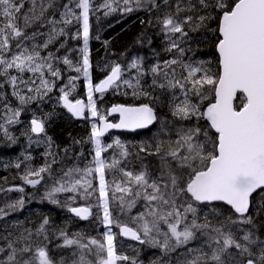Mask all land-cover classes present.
<instances>
[{"label": "snow or ice", "instance_id": "6c2138e0", "mask_svg": "<svg viewBox=\"0 0 264 264\" xmlns=\"http://www.w3.org/2000/svg\"><path fill=\"white\" fill-rule=\"evenodd\" d=\"M29 2L31 8L23 13L25 27L35 20L42 19L47 8L52 6L51 0H47V3L45 0H29ZM134 2L136 8L146 5L157 7L155 0H134ZM24 3L25 0H0V17L3 18L0 26V77H3L0 89L8 85L11 88V95L20 105L42 98L55 86V80L61 78V70L55 66V62L62 60L70 69L74 68L77 73H82L87 81V103L81 99H75L74 102L70 100L71 90L74 88L66 90L68 86H65L60 89L63 106L75 117H83L87 110L93 118L89 139L95 146V167L68 169L56 181V186L48 193V198L53 203H57L54 195L67 192L74 194L70 197L73 201L77 196L89 199L97 191L93 187L92 180L88 178L95 173L99 177L97 200L99 208L102 209L101 223L106 227L115 223L121 235L137 240L141 244L147 242L166 250H170L172 239L175 243L171 245V249H175L195 239L196 232L199 231L201 235L207 237V246L212 249L211 256L201 252V255L196 256L188 264H201V261L203 264H264V240H260L251 228L247 230L238 228V231H243L239 239L230 229L227 232L223 230L228 224L252 225V217L246 215L250 208V197L258 190L264 192V0H197L200 8L213 9L219 14L218 28L212 30L218 33L215 44L218 52L216 72L204 67L203 62L200 66H193L190 63L183 64L176 59L164 61L163 66L156 64L149 69L153 75V86L157 85L156 77L162 75L166 83H159V88L179 89L183 93L182 100L170 105L172 116L180 121L194 120L196 123L183 129L176 141L169 142L167 151L161 156L162 168L166 169V172L161 173L159 182L157 180L150 182L144 171L134 174L132 171L119 169L125 179L112 182L114 188L111 189L113 193L111 199L119 202L120 214L131 212L138 200L145 201V210L131 217L132 222L138 224V228L113 219L105 168H117L120 161L113 160L108 165L101 158L103 152L113 147L112 144H102L101 137L109 129L146 128L157 117L153 108L147 103L139 106L118 104L108 111V115L119 113V122L112 123L108 121L107 115L102 114L97 108L93 96L94 93L103 94L110 88H118L120 83L133 87L134 96L149 94L142 89L137 91L132 81L122 80L124 69L118 63L111 66L105 79L93 85L88 48L90 0H68L60 13L61 19L57 21L52 18L47 21L51 28L45 42L42 45H34L31 50L24 47L19 40L24 34L17 21ZM73 3L75 8L80 10L78 14L71 7ZM116 3L117 0H104L100 7L107 9L105 15H108L117 10L113 7ZM131 3L132 0H123V11L135 10L130 6ZM196 7L197 5L192 4L191 0L184 8L177 4L176 14L181 11L194 12ZM215 18L207 14L186 15L183 19H177L176 15L168 14L161 21L162 30L173 35L178 33L183 38L188 35L185 25H188L190 30L196 31L205 27L207 20ZM74 21L82 24V30H78L72 37L79 39L82 36L83 47L79 50L82 53L80 63L73 65L67 56L58 57L51 51L42 55L41 50L48 49L49 45L55 43L59 37L67 35L65 29ZM58 24L64 27L57 28ZM24 39L28 37L24 36ZM13 40L17 41L16 47L20 51L13 53L9 58L6 53L10 51ZM63 47L64 44H60L56 52ZM172 49H177L181 54L185 51L175 40L171 42L168 50ZM178 63L186 72V75L182 74L180 78L176 77L175 69L172 67ZM127 67L136 70V85H139L140 78L147 74L141 60L134 58ZM12 69L15 70L16 75L10 73L9 70ZM26 72L31 73L35 79L31 77L25 79L23 74ZM75 79L70 77V84ZM237 93L241 94V102L239 105H234ZM6 95L0 92V98H6ZM192 97H196L198 102H194ZM206 100L208 103L204 106L203 102ZM4 108L10 113L6 116V122H16L21 109L11 107L6 99ZM200 120L208 122L205 128L199 125ZM3 127L0 125V129ZM210 130H214L211 135ZM44 131V123L41 120L35 118L31 120V132L39 134ZM5 135H7L6 129ZM49 143L51 144L50 138ZM162 143L156 145L154 154L161 153ZM173 143L175 147L172 146ZM115 144L122 149L121 156L127 157L125 146L118 139ZM140 150L146 151V148L142 146ZM48 154L51 155V152ZM172 162H175V167L172 166ZM16 167L19 168L20 165L17 164ZM49 169L50 165L46 164L38 170H28L22 179L25 183L35 186L40 183L41 174ZM165 175L166 181L163 179ZM17 190L22 192L23 188ZM116 193L120 195L117 196ZM129 196L131 199H127ZM217 201L230 205L234 212L239 214V218L232 220L229 217L228 224L221 222L219 227L212 226L207 217L204 223H197V208L194 204ZM17 204L22 206L23 200L18 201ZM69 210L81 219H88L92 215L90 206L71 207ZM0 213H3V209H0ZM189 213L192 214L193 219L190 224H184ZM170 218H174V222H170ZM48 223V219L45 218L37 229V234L44 233ZM162 223L167 225L168 231L161 232ZM182 224L184 227L180 230ZM154 230L164 236L162 245L151 235ZM141 232L146 239H142ZM31 235L29 231L28 237ZM60 235L63 237V245L59 247L75 245L81 250L79 259L73 261V264H93V261L84 254V250H87L89 255L93 254L92 246L95 247V264H118L119 261L129 260V257L117 254L114 244L115 234L111 230L104 233L103 241L91 238L88 243L69 238L63 231ZM28 237L21 235L17 238V242ZM45 239H47L46 235ZM14 243L9 241L6 249L0 248V252L7 253V259L0 261V264H54L46 247H37L32 257L24 259L23 254L32 252V247L27 243L22 247H16ZM213 244L216 247L213 248ZM254 247L259 249L258 255L253 250ZM230 249H234L235 254ZM189 251L194 250L189 249ZM18 256L21 258L18 259ZM225 256L228 257L227 260L224 259ZM131 264H136V261L132 260Z\"/></svg>", "mask_w": 264, "mask_h": 264}, {"label": "trees", "instance_id": "16d2710c", "mask_svg": "<svg viewBox=\"0 0 264 264\" xmlns=\"http://www.w3.org/2000/svg\"><path fill=\"white\" fill-rule=\"evenodd\" d=\"M52 6L47 8L44 17L35 20L27 27L24 26L23 13L28 12L31 8L29 0H25L24 8L21 10L20 18L17 23L22 29L24 36L19 38L24 47L29 50L34 45H42L47 39L51 26L47 23L49 19H61L60 13L64 10L63 5L68 0H51ZM157 7L146 5L136 8L134 0L131 7L135 10L131 12L123 11V0H117L113 7L115 12L105 15L107 9L101 8L100 5L104 0H90V35H89V59H90V77L93 85L102 80L109 72L111 66L120 64L124 69L122 80L128 79L132 81L137 91L141 89L149 95H133V87H129L120 83L118 88H112L103 96H93L97 108L102 114H106L108 109L114 105L122 104L125 106H139L141 104H149L156 114V123L147 132L136 136H123L125 140V148L128 156L124 157L118 167L113 172L114 175L108 174V182L115 178L116 181L125 179L119 169L132 171L134 174L141 171L146 172L149 181L159 180L160 164L158 162L164 152L167 151L169 142H174L179 138V133L187 127L196 123V121H180L172 116L170 105L173 102L178 103L183 99V93L179 89H161L158 84L166 81L162 75L156 77L157 85H152L153 75L149 69L160 64L163 66L164 61L173 59L183 64H192L193 66H203L212 72L218 70V55L215 44L217 42L218 33L212 30L218 28V12L213 9H202L197 4V0H191L192 4H196L194 12L181 11L176 14V6L179 4L182 8L187 7L189 0H155ZM47 3V0H45ZM79 13V9L75 8V3L71 5ZM176 15L177 19H183L186 15H207L211 14L215 19L205 22L206 26L199 30L192 31L188 25H185V31L188 32L187 37L181 38L180 34H168L162 30L161 21L168 15ZM3 18L0 17V26H2ZM64 27L58 24L57 28ZM67 35L59 37L55 43L50 44L46 50H41L42 55H46L48 51L54 52L58 57L67 56L73 65H78L81 61L82 53L79 51L83 47L82 36L79 39H73L78 30H82V24L76 23L66 27ZM35 34V35H34ZM98 37V38H97ZM175 40L180 48L185 51L181 54L177 49H168L171 42ZM16 40L11 41V48L6 55L10 58L13 53L20 51L16 47ZM64 44L59 52L56 49L60 44ZM140 59L144 71L147 73L142 76L139 85H136V70L129 69L128 64L134 59ZM55 66L61 70V78L55 80V86L42 98L35 99L26 105H20L18 100L11 95V88L5 85L0 92L6 93V98H0V125L4 127L0 129V197L4 196L9 200L5 206L16 205L10 207L5 216L0 217V248H7L9 241L15 242L14 246L22 247L25 243L32 247V252L23 254L24 259L32 257L37 247H46L50 259L54 264H73V261L79 259L81 250L75 245L71 247H59L63 245V237L61 231L65 232L69 238L80 239L82 243H88L89 239L95 238L103 241L104 233L107 231L105 225L101 223V218L92 216L87 222H81L73 218L70 214L71 207H79L84 204L83 201H73L69 195H60L57 203L47 200V194L43 191L42 183L46 180H59L65 171L71 168H83L89 164L94 156V144L89 139L91 132V123L86 119L83 122L73 120L60 106L59 103V87L64 83H70L69 78L75 77L73 84L74 94L70 95L71 100L84 99L86 101L87 81L82 73H77L74 68L64 65L62 60L55 62ZM175 69L176 77L186 75V72L180 66V63L172 66ZM12 75H16L14 69L9 70ZM24 78L32 77L31 73H24ZM3 77H0V82ZM39 81L37 80V86ZM23 87V86H21ZM5 99L13 108H20V116L16 118V122L7 123L6 116L10 113L4 108ZM194 102H198L196 97H192ZM241 96H237L234 105H239ZM208 101H204L206 106ZM203 111V107L201 109ZM39 119L44 123L45 131L39 137L33 136L30 132V120ZM199 125L202 128L207 126L205 120H200ZM5 129L7 135H5ZM212 131L210 130V135ZM49 138L51 144L49 143ZM162 143V151L159 155L154 154L155 147L158 143ZM145 147L146 151H141V147ZM175 147V144H172ZM51 152V155L48 153ZM153 153V154H149ZM55 161V162H53ZM20 167L17 168L16 165ZM50 165L49 171L41 174L40 183L34 189L26 187L22 177L28 170H38L40 167ZM173 167L175 165L172 164ZM36 179V177H30ZM113 184V183H110ZM23 188V191L17 189ZM151 191V189H149ZM119 196V195H118ZM264 192L256 193L251 199V206L247 216L252 217V225H231L228 224V218L237 220L236 216L230 209L223 205H205L197 208V223H204L205 217L214 227H219L221 222L228 224L223 230L227 232L229 229L235 233L239 239L243 235V231L251 228L260 240H264ZM131 199V197H127ZM23 200V205L19 206L18 201ZM118 201L116 207H118ZM3 206V204H2ZM145 210V201L140 199L137 201L128 216L124 214L117 215L113 211V219L120 220L122 223H131L134 228H138V224L133 223L131 217H135L139 212ZM181 212L183 209L181 208ZM128 213V212H126ZM47 218L49 223L45 226V232L37 234L42 221ZM148 219H151L148 217ZM193 219L191 213L187 214V220L184 224H190ZM170 222H174V218H170ZM161 232L168 231L167 225L161 224ZM184 225L180 226L182 230ZM115 234V248L118 255L129 257L128 261H119L118 264H131L132 260L136 264H188L189 261L201 255V252L211 256L212 249L207 246V237L196 232V238L186 245L171 249V245L175 243L174 239L170 241V250H166L160 246H152L149 243L141 244L139 241L126 240L121 234L118 227L113 223L108 227ZM27 230V231H26ZM31 237H28V232ZM76 234H79L78 236ZM142 239L143 233L141 232ZM28 237L26 240L17 242V238ZM45 235L47 239H45ZM157 240L163 244L164 236L158 234L155 230L151 233ZM170 235V233H169ZM215 235V233H213ZM212 247H216L215 244ZM93 254L89 255L87 250L84 254L89 260L95 264V247ZM192 249L194 251H189ZM253 250L259 254L258 248ZM235 254L234 249H230ZM75 253V255H73ZM21 257L18 256V259ZM7 259V256L6 258ZM207 259V257H204ZM228 259L227 256L224 257ZM203 264V261H201Z\"/></svg>", "mask_w": 264, "mask_h": 264}, {"label": "rangeland", "instance_id": "374dc122", "mask_svg": "<svg viewBox=\"0 0 264 264\" xmlns=\"http://www.w3.org/2000/svg\"><path fill=\"white\" fill-rule=\"evenodd\" d=\"M65 86H68L66 87V90H69V89H72L73 88V84H70V83H64L63 85H61L59 87V92H60V96H62V93L60 91V89L62 87H65ZM71 94H74V90H71ZM70 94V95H71ZM86 98H87V89H86ZM60 98V97H59ZM86 103H87V99H86ZM106 115V114H105ZM34 119V118H33ZM86 119H88V121L91 123H93V118L90 116V113L87 111L86 113ZM119 140L123 145L125 144V140L122 139V137H119V136H115L113 139H110L109 142H106L105 140H101L102 141V144L104 145H108V144H112L113 147L111 148H108L105 152L102 153L101 155V158L105 160L106 164L110 165L112 163L113 160H119L121 161L124 157L121 156V152H122V149L120 147H118L116 144H115V141L116 140ZM125 146V145H124ZM95 148V146L93 147V149ZM94 155H95V152H94ZM170 159V158H169ZM159 164H160V175L162 172H166V169H163L162 168V161L161 159L158 160ZM173 165H175V162H172ZM86 167H95V164H94V156L92 158V160L89 162V164L83 168H80V169H84ZM116 168H111V167H106L105 168V180L106 182H108V174H110L111 176L114 175V171H115ZM108 175V176H107ZM161 177V176H160ZM89 179L92 180L93 182V187L97 190L89 199H83L79 196L76 197L75 201H83L84 204L82 206H90L91 207V210H92V215L91 216H97L99 218H101L102 216V209L99 208L98 206V200H97V197L99 195V192H98V189H99V177H98V174H93V176L91 177H88ZM163 179L166 181L167 180V176L165 175L163 177ZM115 180V178H112V180H110V182L108 183L109 185V192H108V195H109V199H110V205L113 209V211H115L117 213V215H119V210H118V207H116V202L117 201H112V191L111 189L114 188V185L113 184H110L112 183L113 181ZM116 181V180H115ZM159 182V180H157ZM56 186V181H53V180H46L45 182L42 183V187H43V191L47 194L46 198L47 200H49L50 202L51 199L48 198V193L52 190V188ZM64 194H67L69 195L70 197L73 196L74 194L72 193H67V192H64V193H56L54 195V198L57 200L60 195H64ZM116 195H120L119 193H116ZM69 197V198H70ZM9 200H7L4 196H1L0 197V209H3V213H0V217L2 216H5L7 214V211L8 209L10 208L9 206H5L4 204H6ZM3 204V206H2ZM129 215V212L128 213H125V216H128ZM128 226L130 227H133V225H131V223L129 224V222L127 223ZM116 225V224H115ZM112 225L110 226H105L106 227V230L109 231V228L108 227H111ZM134 228V227H133ZM119 229V227H118ZM106 231V232H107ZM120 231V229H119ZM7 256V253L6 252H0V261H4L6 260Z\"/></svg>", "mask_w": 264, "mask_h": 264}, {"label": "water", "instance_id": "95a60500", "mask_svg": "<svg viewBox=\"0 0 264 264\" xmlns=\"http://www.w3.org/2000/svg\"><path fill=\"white\" fill-rule=\"evenodd\" d=\"M217 51V50H216ZM217 55H218V52H217ZM106 77H104L103 79H105ZM102 79V80H103ZM101 81V80H100ZM99 81V82H100ZM98 82V83H99ZM111 89V88H110ZM110 89H108V90H106L103 94H106V93H108L109 91H110ZM95 95H102V94H100V93H94ZM240 93H237V96L239 95ZM81 100H83V99H81ZM60 101V105H61V107H62V109L70 116V117H72L75 121H77V122H83V121H85V114H86V111H85V113H84V116L83 117H75V116H73L72 115V113H70L64 106H63V101L60 99L59 100ZM84 101V100H83ZM74 102V101H73ZM85 102V101H84ZM234 102H235V100H234ZM111 109V108H110ZM109 109V110H110ZM108 110V111H109ZM155 113V112H154ZM108 118H110V119H112V118H115V119H117V122L116 123H118L119 122V119H120V117H119V113H112V114H110V115H108ZM206 121V120H205ZM109 122H111V121H109ZM207 122V121H206ZM113 123V122H112ZM154 123H155V121L151 124V125H149L148 127H146V128H143V129H136V130H129V129H109L102 137H101V139H105L109 134H112V133H125V134H131V135H136V134H138V133H140V132H144V131H147V130H149L150 128H152L153 127V125H154ZM207 124H208V122H207ZM30 129H31V122H30ZM212 131H214V130H212ZM32 134L34 135V136H40V135H42V133H33L32 132ZM26 186L29 188V189H32V188H35L36 186H37V184L35 185V186H33V185H30V184H26ZM258 192H259V190H258ZM257 192V193H258ZM256 193H253V195L250 197V206H251V198L255 195ZM199 205H223V206H225V207H227V208H229L234 214H236L235 212H234V210L231 208V206L230 205H227L225 202H221V201H217V202H211V203H198ZM249 210H250V208H249ZM70 214H71V216L73 217V218H76V219H78L79 221H81V222H87L90 218H91V215L88 217V219H81L80 217H77L74 213H72L71 211H70ZM238 217H239V214H236ZM246 215H248V213L246 214ZM126 237V236H125ZM127 239H129V240H133V239H131L130 237H126Z\"/></svg>", "mask_w": 264, "mask_h": 264}, {"label": "flooded vegetation", "instance_id": "af4514ba", "mask_svg": "<svg viewBox=\"0 0 264 264\" xmlns=\"http://www.w3.org/2000/svg\"><path fill=\"white\" fill-rule=\"evenodd\" d=\"M113 138H114V136L108 137L105 141H106V142H109V140H110V139H113Z\"/></svg>", "mask_w": 264, "mask_h": 264}, {"label": "bare ground", "instance_id": "6f19581e", "mask_svg": "<svg viewBox=\"0 0 264 264\" xmlns=\"http://www.w3.org/2000/svg\"><path fill=\"white\" fill-rule=\"evenodd\" d=\"M74 120V119H73ZM30 122H31V120H30ZM249 213V212H248Z\"/></svg>", "mask_w": 264, "mask_h": 264}]
</instances>
